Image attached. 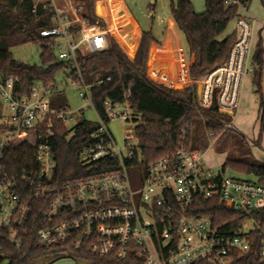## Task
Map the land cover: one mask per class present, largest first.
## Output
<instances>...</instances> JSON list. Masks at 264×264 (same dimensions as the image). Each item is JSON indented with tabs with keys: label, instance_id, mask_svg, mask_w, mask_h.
Wrapping results in <instances>:
<instances>
[{
	"label": "built area",
	"instance_id": "obj_1",
	"mask_svg": "<svg viewBox=\"0 0 264 264\" xmlns=\"http://www.w3.org/2000/svg\"><path fill=\"white\" fill-rule=\"evenodd\" d=\"M42 2L50 8L51 27L41 35L52 38L60 61L76 63L78 54L108 48L109 33L99 24H89L76 0H34L33 12ZM236 22L238 38L228 58L203 76V94L198 95L200 106L216 105L229 117L238 112L244 79L254 72L250 50L255 20L240 16ZM17 82L13 78L0 82V264L7 262L12 250L23 247L33 203L41 210L37 232L41 248L63 245L108 264H230L236 255L253 251L264 260V237L256 242L249 220L238 226L232 221L216 225L198 213L201 203L213 198L236 211L259 210L264 207V185L216 174L204 167L201 150L183 146L132 179L130 170L143 166L138 163L135 128L119 146L108 127L118 119L138 120L128 91L121 101H106L101 117L91 86L79 85L83 106L96 113L99 125L80 160L88 171L105 169L57 186L54 126L75 120L77 111L53 104L54 89L40 85L31 95L19 97L14 93ZM103 82L98 79L95 85Z\"/></svg>",
	"mask_w": 264,
	"mask_h": 264
},
{
	"label": "trees",
	"instance_id": "obj_2",
	"mask_svg": "<svg viewBox=\"0 0 264 264\" xmlns=\"http://www.w3.org/2000/svg\"><path fill=\"white\" fill-rule=\"evenodd\" d=\"M83 5L85 18L89 24H99L105 28L104 19L124 50L133 55L140 38V30L135 24L129 10L121 0H76ZM96 2L98 18L94 13ZM205 10L196 12L191 0L172 1L170 14L177 29L183 35L190 55L194 61L189 68V77L198 80L216 66L222 64L229 56L237 38L238 31L221 36L229 24L242 16L241 7L248 8L251 0H204ZM264 8V0H261ZM34 0H0V82L18 79L14 93L19 97L31 95L32 88L40 85L54 89L53 104L60 108L68 106L63 90L58 88L57 76L67 73L66 83L74 82L90 85V95L98 114L105 115V103L108 100L121 101L128 91V100L133 114L139 116L136 121L135 134L138 139L141 163L145 168L151 162L164 156L173 155L181 146L196 149L195 123L204 122L203 133L219 134L231 123L228 115L221 113L216 105L205 108L199 105L197 84L183 90L158 83L147 76V62L151 43L156 41L151 31H142L140 46L134 61L129 60L116 41L109 35L107 49L82 55L77 61H60L51 47L52 38L43 37L42 30L51 27V11L45 2L38 3L33 12ZM38 44L42 48L41 64H30L14 59L12 49L24 44ZM254 57L259 71L254 69V84L259 94L260 133L257 144H261L264 135V88L262 87L263 50L261 45ZM186 66L165 70L158 68L152 77L169 84L177 81V72L182 83H187ZM161 72V74L159 73ZM167 73H170L167 76ZM110 77L109 81L106 78ZM103 79V84L95 82ZM179 80V79H178ZM0 102V111H1ZM97 122L88 120L80 114L73 128L57 121L54 126L55 135L51 145L55 155L56 167L54 182L57 186L74 183L81 178L98 174L105 169L88 166L80 160L81 151L92 143V135L97 131ZM185 130V132L183 131ZM205 134V135H206ZM202 137V136H200ZM230 168L234 171L254 175L264 185V163L246 160V157H228L222 166V173ZM237 178V177H234ZM33 214L28 225V236L20 250H12L6 264H33L44 256L57 258L69 255L82 258L92 264H108L87 253L77 252L63 245L41 248L37 245V232L41 228V210L33 203ZM198 213L210 217L214 224L221 225L232 221L238 226L249 220L252 224V237L258 242L264 237V207L253 212L236 211L227 207L218 198L204 200ZM126 264V263H122ZM201 264H206L202 262ZM230 264H264L253 251L249 254L236 255Z\"/></svg>",
	"mask_w": 264,
	"mask_h": 264
},
{
	"label": "rangeland",
	"instance_id": "obj_3",
	"mask_svg": "<svg viewBox=\"0 0 264 264\" xmlns=\"http://www.w3.org/2000/svg\"><path fill=\"white\" fill-rule=\"evenodd\" d=\"M172 1L176 0H125L127 8L135 21L136 26L141 31H151L154 35L156 41L151 43L149 49V56L147 62V76L165 85L171 86L175 89L183 90L186 87L191 86L193 83L197 84V89L200 86V96L203 94V77L198 80H192L188 73V82L182 83L179 77V69L181 66H188L190 53L185 42L183 35L178 30V40L181 45V51L184 58L178 56L177 47L169 46V44L164 42L168 18L171 17L170 6ZM193 6L197 11L204 9L203 0H191ZM77 4V3H76ZM96 11V2L94 4V13ZM203 12V11H202ZM95 13V15H96ZM242 16L245 13L250 17L251 20L255 19L257 22V27L259 29L253 33V46L251 44L250 50V61L253 64L256 71H259V66H256L254 62V55L257 54L259 46L263 50V61H264V24L262 20L264 19V8L261 4V0H251L248 8L241 7ZM99 16V15H98ZM102 19L100 16L98 17ZM105 22V31L116 41L120 49L126 54L129 60L134 61L136 58L139 46L140 38L138 39V46L131 56L129 55L122 45L118 42L117 38L113 35L111 31H108V25ZM237 29V22L233 20L226 32L221 36L224 37L228 33L233 32ZM254 32V31H253ZM173 38H174V34ZM175 45H177L175 43ZM41 52L42 48L38 44H24L12 49V55L14 59L30 63V64H41ZM252 52V54H251ZM185 62V63H184ZM157 68H163L165 70L177 69V81L173 84H169L161 79H156L152 77ZM190 67H187L186 72H189ZM161 74V72L159 71ZM67 73H60L57 76V84L60 90L64 91L66 96L67 104L73 111H77L75 115V120L68 122L67 126L69 129L73 128L76 121L79 119L80 114H84L85 117L93 122H98V117L96 113L89 107L83 106V100L79 96L81 87L71 82L66 83L65 77ZM170 73H167L169 76ZM179 79V80H178ZM254 73L248 74L244 79L242 89H241V100L238 112L231 117V123L227 124L222 131L216 136L213 133L204 134L203 127L204 122L198 120L195 123L193 133L195 135V146L203 153V165L206 169H211L214 173H222V166L228 157H246V160L264 163V135L261 144H257L260 133V118H259V94L256 91V85L254 84ZM261 84L264 88V64L262 67V80ZM137 122L135 121H123L121 119L111 121L108 125L111 133L116 139L119 146L123 144V138L126 133H131L135 128ZM202 136V137H200ZM143 169H131L130 176L132 179L138 178L142 175ZM223 174V173H222ZM226 176L244 178L249 180H256L254 175L244 174L227 168L224 172ZM6 264V263H5ZM33 264H92L86 259L73 258L69 255H64L57 258L56 256H44Z\"/></svg>",
	"mask_w": 264,
	"mask_h": 264
},
{
	"label": "crops",
	"instance_id": "obj_4",
	"mask_svg": "<svg viewBox=\"0 0 264 264\" xmlns=\"http://www.w3.org/2000/svg\"><path fill=\"white\" fill-rule=\"evenodd\" d=\"M122 2H123V4L127 7V5H126V2H125V0H121ZM203 3H204V9L203 10H201V11H197V12H202V11H204L205 10V2H204V0H203ZM128 9V8H127ZM245 15L247 16V18L248 19H250V17L245 13ZM251 20V19H250ZM255 19H253V20H251V21H254ZM262 22H263V20H262ZM264 24V23H263ZM257 29H259L258 27H257V22H256V20H255V23H254V33L256 32V30ZM237 30V29H236ZM238 31V30H237ZM141 33H142V31L140 30V35H141ZM231 33V32H230ZM172 34H174V38H173V35ZM229 34V33H228ZM163 41L165 42L166 41V43L167 44H169V46H176L177 47V53H178V56L180 57H182V59H183V61H184V58H183V55H182V51H181V45H180V43H179V40H178V29H177V27H176V24H175V22H174V20H173V18L172 17H169L168 18V22H167V29H166V33H165V37H164V39H163ZM252 41H253V39H252ZM155 43H158L157 41H155ZM175 43L177 44V45H175ZM252 46H253V42H252ZM251 46V47H252ZM251 54H252V52H251ZM253 57H255V55L253 56ZM193 61H194V55L193 54H191L190 55V57H189V61H188V63H187V67H190L191 65H192V63H193ZM254 62H255V60H254ZM185 63V62H184ZM252 64V63H251ZM253 65V64H252ZM254 67V66H253ZM255 69V68H254ZM158 71V68L155 70V72H154V74H156V72ZM189 71V70H188ZM254 73V72H253ZM252 73V74H253ZM153 76V75H152ZM188 77V72H186V78ZM263 87V86H262ZM259 108V107H258Z\"/></svg>",
	"mask_w": 264,
	"mask_h": 264
},
{
	"label": "water",
	"instance_id": "obj_5",
	"mask_svg": "<svg viewBox=\"0 0 264 264\" xmlns=\"http://www.w3.org/2000/svg\"><path fill=\"white\" fill-rule=\"evenodd\" d=\"M197 91H198V95H199V93H200V86L198 87Z\"/></svg>",
	"mask_w": 264,
	"mask_h": 264
}]
</instances>
